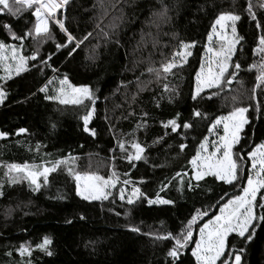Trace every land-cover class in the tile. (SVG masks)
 Returning a JSON list of instances; mask_svg holds the SVG:
<instances>
[{"label":"trees","instance_id":"obj_1","mask_svg":"<svg viewBox=\"0 0 264 264\" xmlns=\"http://www.w3.org/2000/svg\"><path fill=\"white\" fill-rule=\"evenodd\" d=\"M249 3L264 24L260 6L264 0H163L164 15L161 0H71L58 15L75 40L83 41L71 55L75 41L57 49L67 38L53 23L48 34L24 40L21 54L36 52L37 59L27 62L26 71L0 80L6 94L0 102V132L7 133L0 138V264H196L192 256L196 230L237 195L246 180V171L239 184H225L212 175L191 179V161L209 126L225 114L230 101H242L248 123L233 152L246 167L247 153L264 142V87L256 88V98H251L257 72L249 70L260 60L253 49L264 30L250 18ZM31 13L24 9L16 16L0 14V42L19 46L4 25L21 36L31 29ZM221 13L240 16L235 29L242 39L229 68L236 71L234 65L240 64L234 81L244 90L229 93L225 100L211 89L193 100L196 73L210 45L208 35ZM179 51L191 54L181 59L174 56ZM161 53L167 60L177 57L178 66L163 81L147 84V63ZM65 77L72 85L87 87L94 103L87 98L80 105L46 99L55 96L57 80ZM45 86L46 92L38 90ZM89 110L93 115L90 131L85 132L82 117ZM193 110L201 116L194 117ZM171 119L181 125L176 132L163 126ZM184 122L192 126L184 129ZM21 128L26 131L18 134ZM119 141L126 149L139 143L145 149L142 159L129 163ZM88 157L118 177L108 199L84 200L76 194L74 174ZM57 160L68 163L49 173L46 184L40 177L36 191L27 179L10 183L5 175L9 164L51 167L46 162ZM121 185L139 188V198L132 204L127 198L121 201L117 195ZM157 198L171 203H148ZM197 209L208 214L197 218L193 236L179 255L169 256L174 240L157 237L181 233ZM44 238L51 241L46 251L37 248ZM226 244V253L243 249L241 264H264V221L254 222L250 241L231 233ZM21 245L31 254L19 255Z\"/></svg>","mask_w":264,"mask_h":264},{"label":"snow or ice","instance_id":"obj_2","mask_svg":"<svg viewBox=\"0 0 264 264\" xmlns=\"http://www.w3.org/2000/svg\"><path fill=\"white\" fill-rule=\"evenodd\" d=\"M68 3V0H0V14H11L16 16L18 13L23 11L26 8H34L31 15L35 18V24L32 29H28L24 32L23 35L17 36L12 32L11 26L8 24L4 25V28L11 33V39L19 40L20 45H6L0 42V62H3L5 59H10V64L5 67L7 73V78H11L12 72L18 75L22 71L27 70V62L29 60L35 61L37 59V53L33 52L31 56H26L21 54V49L23 48L24 40L31 36L33 40H36V37H42L44 34L49 33L48 22L52 20L63 32L67 38V42L63 44H57V49L68 47L69 44L75 41V46L70 50L69 55L76 50L83 43L82 40H75V37L71 35L65 28L62 21L55 19V14L58 9L62 8ZM162 11L161 15H164L167 11L166 6L163 5V0H161ZM264 7V3L260 5ZM250 18L253 21H256V28L258 30H264V24L257 20L255 13L253 12L251 3H249L248 8L246 9ZM240 19L239 15L230 14V13H221L215 20L213 25V33H216V26L219 25L221 31L218 34V38L223 41L218 49H213L212 47L207 48V52L210 53L208 57L207 72H205V65L201 64L200 72L196 74V90L192 94V99L196 100L200 93L205 88H214L222 86V80L224 83L230 85L233 82L238 70L240 69V64L236 63L234 65L233 71L225 76V73L228 72L229 61L231 60L232 54L236 48V45L240 42L241 37L237 36L235 29V22ZM228 22H231L229 24ZM99 28L100 25L97 24ZM231 27V37L226 33V29ZM34 33V35H33ZM89 36L91 33L88 34ZM105 36L108 33H104ZM87 39V36L84 37ZM212 39V35H209V40ZM188 47L187 45H182V48ZM6 49L10 50V57L6 53ZM254 55H259L260 60L258 63H254L249 66V70L256 69L257 75L255 77L256 84L252 89V99L256 98V88L264 87V35H261L258 39V44L256 48L253 49ZM190 52L179 51L174 53V56H180L183 59L184 56L190 55ZM50 59V57H49ZM41 63L47 64V61H41ZM215 65L218 71L213 69ZM178 64L173 59L168 62L161 64L159 69L149 68V72H155L157 78L160 77L161 71L167 75L170 74L172 69L177 67ZM5 79V77L0 76V80ZM61 95L59 97H48L46 99L58 98L61 104H83L84 99L93 100L92 94L87 87L75 88L72 85L68 84L67 78L60 80ZM67 85V89L63 86ZM46 87H41L38 90L40 92H46ZM70 89V91H68ZM164 90L167 91V85L164 86ZM215 95V93H213ZM5 92L2 87H0V102H3L5 99ZM203 98V97H201ZM235 99V98H233ZM94 103V100H93ZM248 112L246 107H234L227 116H220L215 119L212 124V127L209 128V132H212L213 129L223 124L224 135L220 137L218 143L213 144L214 151L204 157V164L199 165L197 160L200 156L199 152L197 153V158H194L191 162L196 165L194 179L199 181L204 178L206 175H212L218 181H223L225 184H233V182L238 179V163L232 159V148L239 142L238 133L242 130L243 126L248 123V119L245 116V113ZM93 115V111L89 110L82 117L84 124V131L89 132L88 128L89 121ZM192 115L194 117H200L201 113L198 110H193ZM179 113L177 114V117ZM165 128L171 127L172 132H176L181 125L177 123L176 119L169 120L166 124L163 125ZM192 125L188 122H184L182 127L184 129H189ZM139 127V125H138ZM26 129H19V133H24ZM94 134V131H93ZM7 133L0 132V138H5ZM118 146L121 152H127L126 159L129 163L133 160L139 161L142 159V153L145 149L136 142H132L130 147L134 149V153L127 151L124 141H119ZM180 149L183 150L185 145L181 144ZM200 148L202 150L206 149V144L201 143ZM222 153V155L217 156V153ZM243 160V157L240 158ZM247 159L251 161V167L247 175V183L242 187V194L235 195L232 198H229L226 203L220 206L219 211L220 215H215L214 219H210L207 223H204L200 227V238L195 242V248L192 250V256L195 257L196 264H217L219 261L220 264H241V255L240 252L243 249H239L234 252H227V238L231 233H235L236 236L240 237L242 241H250L254 233V222L257 220L264 221V215H261L257 212V209L264 211V192H261L264 189V143L257 145L251 151L247 153ZM51 163V167L46 165L41 166H32L28 164H9L7 165L8 171L5 173L9 177L10 183L18 182L20 179H27L33 187V191L38 190L41 187L39 178L43 177V182L46 184L48 182V175L51 172L56 171V169L62 165L67 164V160H57ZM134 167V165H133ZM69 173L72 174V169H68ZM11 173H22L23 176H13ZM127 175V173L125 174ZM177 175H180L177 173ZM115 177V179H113ZM113 177H109L105 180L103 177L95 175H81L79 173L74 174V178L77 181L76 185V194L84 200H99L101 198L108 199V196L111 195V192L108 191L110 188L116 187V182L118 177L113 173ZM125 185L129 184L128 180H124ZM260 193V198L257 199V194ZM125 188L119 189V198L121 201L125 200ZM140 189L132 188L131 195L127 197V203L132 204L134 202L133 198H139ZM155 201L148 200L149 204L154 203ZM160 203H171L167 200H160ZM207 211L196 210V213L192 215L191 219L187 221V225L184 230L181 231L176 236L169 234L165 237H157L158 239H168L171 238L174 240V247L169 250L168 255L175 258L179 255L180 249L184 248L187 245V242L193 236V225L196 223L197 218H202L206 216ZM250 228L253 231H250ZM131 231L136 232L138 228L131 227ZM51 241L48 238H44L43 243L38 244L37 248L40 250L46 251V245L50 244ZM19 255L24 256L25 254L30 255V248L21 245L19 250ZM51 255V252L47 253ZM223 257V259H222Z\"/></svg>","mask_w":264,"mask_h":264},{"label":"rangeland","instance_id":"obj_3","mask_svg":"<svg viewBox=\"0 0 264 264\" xmlns=\"http://www.w3.org/2000/svg\"><path fill=\"white\" fill-rule=\"evenodd\" d=\"M70 1L71 0H68V2H70ZM66 5H64L62 8H60V9L57 10V12L55 14V19H58L59 20L58 15H60V13L65 9ZM26 9H30L31 12L34 10V8H26ZM50 23L55 24L54 22H52V20H49L48 27H49ZM214 23H215V21L213 22V25H214ZM228 23L231 24V22H228ZM34 24H35V18H34V21H33L32 26H31V29L34 27ZM213 25H212V28H211V31H210V34L212 35V39L209 40L210 45L208 47H212L213 49H218L220 47V45L223 43V41L218 38V34L221 31V29H220V26L217 25L216 26V33H213ZM225 31L229 35V37H231V27H228ZM33 35H34V33H33ZM5 51L8 54V56L10 57V50L9 49H6ZM206 52H207V48H206ZM209 55H211V54L207 52V54L205 56V61H203V64L205 65V72H207V65H208V57H209ZM159 56L157 58L151 59L149 61V63H147L148 64V69L149 68L159 69L162 63L171 61V59L170 60H167V58L162 53L159 54ZM179 58H180V56H179ZM185 58H186V56H185ZM174 60H177V57L174 58ZM9 64H10V59H5L3 62H0V75L3 76V77H5V78H7V73L5 71V67L8 66ZM213 69L216 70V71H218V69H216L215 65H213ZM200 70H201V67H200V69L197 72H200ZM229 73H231L230 68H228V72L225 73V76H228ZM13 74H15V71L12 72V75ZM164 76H166V75L162 71H161V74H160V77L159 78H157V75H156L155 72H149L148 71L147 74H146V79H148L147 80V84L150 81H153V82H156L158 80H162L163 81V79L165 78ZM62 79H64V78H61V79L57 80L58 81L57 90H55V93H54L55 96H53V97H59L61 95V91L60 90H61V87L62 86L60 85V80H62ZM221 83H222V86H218V87H214V88H205L202 92H205V91H208V90H211L212 89V90L217 91L218 93H222L223 94V97H225V100H226V98H227V96H228L229 93H231V95H233V93H234L235 90H244L242 88L241 84L237 85V83H235L234 79H233V82L230 85L224 83L223 80H222ZM68 84H70V83H68ZM196 84H197V82H196V77H195V83H194L193 92L196 90ZM70 85H72V84H70ZM72 86L75 87V88L85 87V86H75V85H72ZM63 87L65 89H67V85H65ZM68 91H70V89H68ZM54 99L57 100V101H59L58 98H54ZM243 104L244 103L242 101H240V102L230 101L228 103V105L226 106L229 109L226 108V112H225V114L223 116H227L229 114V112H231L233 110L234 107H244ZM245 116H246V113H245ZM211 127H212V125L209 126V128H211ZM223 135H224V128H223V124L222 123L220 125H217L213 129L212 132H209L207 134L206 138L203 139L204 141L201 142V143H205L206 144V149L207 150L205 151V150H202L201 148H199V150H198L200 156H199V158L197 160V163L199 165H203L204 164V157L210 155L214 151L213 144L214 143H218L220 141V137L223 136ZM238 135H240V132L238 133ZM127 151H130V152H133L134 153V149H132L131 147L130 148H127ZM233 151L234 150L232 148V154H233L232 155V159L238 163V179H237V181H235V183L236 184H239V182L244 178V171H246V176H245L246 177L245 185H246L248 171H249V169L251 167V161H249L248 159H246V163L245 164H247V166L245 167V165L242 164L243 162L242 161H239V159L237 158L236 154ZM198 152H196V153H198ZM220 155H222V153H219L218 152L217 153V156H220ZM194 158H197V154L195 155ZM190 166L192 168V176H191V179L195 180L194 179V176H195V169H196L197 166L194 165L192 162H191V165ZM30 167H32V166H30ZM76 173H79L81 175H89V176L90 175H95V176H100V177H103L105 180H107L109 177H113V173L112 172H110L109 170H106V168H103L100 164L98 165V163L96 161H94L90 157L87 158L86 165H84L81 168V170H79V171L77 170V172H75V174ZM11 174L16 175V174H19V173H11ZM206 176H208V175H206ZM113 179H115V177H113ZM74 184L77 185V181L76 180H75V183ZM116 185H117V182H116ZM120 188H125V192H126L125 198H127L129 195H131L132 188H130L129 186L121 185L118 188V190H117L118 191V194H117L118 197H119V189ZM113 190H114V188L108 189V191H110V192L113 191ZM239 194H242V189H241V191L237 195H239ZM78 197H80V196H78ZM101 199H103V198H101ZM101 199H99V200H101ZM133 199L135 200L136 198H133ZM160 200H162V199L157 198L156 200H154L155 201L154 203L159 204L160 203L159 202ZM216 215H220V211H218V213ZM214 217L212 219H214ZM208 221L203 222L200 227H202L203 224L204 223H207ZM200 227H198V229L196 230L195 240H194V243H193L194 245L192 247V250L195 248V242L197 240H199V238H200V231H199L200 230ZM194 259H195V257H194ZM222 259H223V257H222ZM217 264H220V262L218 261Z\"/></svg>","mask_w":264,"mask_h":264}]
</instances>
